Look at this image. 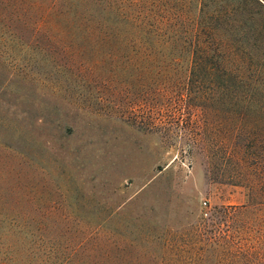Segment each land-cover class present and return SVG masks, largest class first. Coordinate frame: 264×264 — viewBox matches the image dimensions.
Masks as SVG:
<instances>
[{"label": "rangeland", "instance_id": "obj_1", "mask_svg": "<svg viewBox=\"0 0 264 264\" xmlns=\"http://www.w3.org/2000/svg\"><path fill=\"white\" fill-rule=\"evenodd\" d=\"M107 1L143 43L0 44V264H264V0Z\"/></svg>", "mask_w": 264, "mask_h": 264}, {"label": "trees", "instance_id": "obj_2", "mask_svg": "<svg viewBox=\"0 0 264 264\" xmlns=\"http://www.w3.org/2000/svg\"><path fill=\"white\" fill-rule=\"evenodd\" d=\"M112 8L111 1L102 6L100 0H0V44L27 48L39 41L56 42L64 43V48L71 51L82 46L107 44L124 47L132 40L143 43L149 34L144 27L145 18H136L139 29L135 37L131 32L123 36L117 26L127 27L130 21L124 16H114ZM109 56L111 59L127 57L114 53ZM90 64V70L94 71L96 64ZM2 142L29 156L27 146ZM256 161L258 165L263 163V160ZM70 260L67 258V264H71ZM47 261L58 263L59 260L50 255Z\"/></svg>", "mask_w": 264, "mask_h": 264}]
</instances>
